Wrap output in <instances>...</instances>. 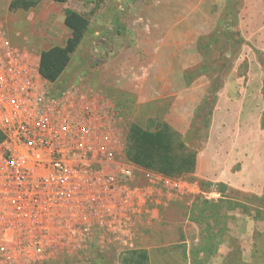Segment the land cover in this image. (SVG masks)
I'll return each instance as SVG.
<instances>
[{
  "label": "rangeland",
  "instance_id": "374dc122",
  "mask_svg": "<svg viewBox=\"0 0 264 264\" xmlns=\"http://www.w3.org/2000/svg\"><path fill=\"white\" fill-rule=\"evenodd\" d=\"M10 2L0 0V35L38 59L70 35L66 9L88 18L62 80L113 100L126 130L169 125L176 145L196 155L233 143L225 151L238 170L241 149L249 163L264 157V0H42L27 11H11ZM193 173L181 177L198 182L195 202L163 208L153 244L188 241L191 264H264L258 176L253 190L228 192ZM171 252H152L151 264H188ZM124 257L95 242L52 264H126Z\"/></svg>",
  "mask_w": 264,
  "mask_h": 264
},
{
  "label": "built area",
  "instance_id": "2783aa9c",
  "mask_svg": "<svg viewBox=\"0 0 264 264\" xmlns=\"http://www.w3.org/2000/svg\"><path fill=\"white\" fill-rule=\"evenodd\" d=\"M54 90L34 53L0 35V264H52L95 242L134 250L165 201L200 192L127 158L113 100Z\"/></svg>",
  "mask_w": 264,
  "mask_h": 264
},
{
  "label": "trees",
  "instance_id": "16d2710c",
  "mask_svg": "<svg viewBox=\"0 0 264 264\" xmlns=\"http://www.w3.org/2000/svg\"><path fill=\"white\" fill-rule=\"evenodd\" d=\"M41 1L11 0L9 9L27 11L38 6ZM55 1L65 2L66 0ZM64 23L70 31L65 43L44 49L39 56V72L42 78L54 84V91L58 93L70 86V79L62 80L63 75L71 63L72 55L83 42L89 28L88 18L73 9L65 10ZM175 137L176 133L169 125H160L152 130L133 124L127 130V158L140 168L169 177L192 174L195 171L197 155L184 144L176 145ZM3 138L4 135L0 131V141ZM203 204L207 205L208 202L204 201Z\"/></svg>",
  "mask_w": 264,
  "mask_h": 264
},
{
  "label": "crops",
  "instance_id": "0c3cea01",
  "mask_svg": "<svg viewBox=\"0 0 264 264\" xmlns=\"http://www.w3.org/2000/svg\"><path fill=\"white\" fill-rule=\"evenodd\" d=\"M241 142L244 143L243 141ZM233 146L235 145L232 143L230 145H226L223 150L219 149L217 151L210 150V147L208 149H202L196 158V167L193 173L196 179L201 183H204L205 181L212 182L213 187H223L228 192H236L237 190H253L254 188L252 186V181H255V176H258L259 190L264 189V157L261 158V160L259 159L257 162L255 161L254 163L247 162L246 158H243L245 155L244 149H241L245 147V145H241L238 147L239 149L243 150L239 155L238 160L239 164L241 165V169H234L236 163L234 160H232L233 156L227 154V151L232 150L231 147ZM194 184H196L200 189L198 182H194ZM195 196L198 195L188 194L182 199L178 198L165 201L163 204L164 207L162 206L155 211L154 214L156 215V218L151 222L143 223L141 226L136 242V248L134 250L124 252L126 255V257H124L126 264H151L152 252L155 254L159 253L161 255H169L173 250L178 252L179 255H183L184 259L188 260V264H191V249L189 245L186 244L188 241L183 242V244L180 243L176 245L175 249L169 248L168 245L155 246L153 241L157 236V233L153 229L160 224V214H162L163 208H167L171 204L177 202L186 203L187 205L192 206L195 202ZM218 251L219 253H222V250ZM142 256H144V258ZM185 260L184 262H186Z\"/></svg>",
  "mask_w": 264,
  "mask_h": 264
}]
</instances>
